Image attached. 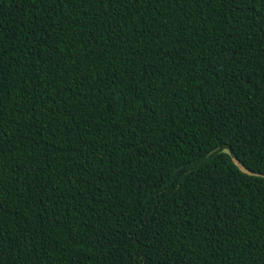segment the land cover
<instances>
[{
	"label": "trees",
	"instance_id": "16d2710c",
	"mask_svg": "<svg viewBox=\"0 0 264 264\" xmlns=\"http://www.w3.org/2000/svg\"><path fill=\"white\" fill-rule=\"evenodd\" d=\"M264 0H0V264H264Z\"/></svg>",
	"mask_w": 264,
	"mask_h": 264
},
{
	"label": "water",
	"instance_id": "95a60500",
	"mask_svg": "<svg viewBox=\"0 0 264 264\" xmlns=\"http://www.w3.org/2000/svg\"><path fill=\"white\" fill-rule=\"evenodd\" d=\"M222 152L225 153V154H227V155H229V156H231V161H232V163L238 168V170H239L241 173H243V174H245V175H248V176H252V177L254 176V177H263V178H264V175H260V174L253 173L252 171H250V170H248L246 167H244V166L240 163L239 160H237L236 158H234V157L231 155V153H230V151H229L228 149H223Z\"/></svg>",
	"mask_w": 264,
	"mask_h": 264
},
{
	"label": "snow or ice",
	"instance_id": "6c2138e0",
	"mask_svg": "<svg viewBox=\"0 0 264 264\" xmlns=\"http://www.w3.org/2000/svg\"><path fill=\"white\" fill-rule=\"evenodd\" d=\"M138 264H139V262H138Z\"/></svg>",
	"mask_w": 264,
	"mask_h": 264
}]
</instances>
